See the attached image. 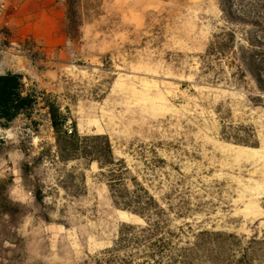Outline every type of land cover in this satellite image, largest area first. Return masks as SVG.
Listing matches in <instances>:
<instances>
[{
    "label": "rangeland",
    "instance_id": "obj_1",
    "mask_svg": "<svg viewBox=\"0 0 264 264\" xmlns=\"http://www.w3.org/2000/svg\"><path fill=\"white\" fill-rule=\"evenodd\" d=\"M78 2L71 40L66 0H0V75L36 97L0 128V264H107L120 224L143 223L113 204L106 169L59 161L48 103L62 131L108 137L122 188L153 197L181 245L204 241L197 264H264V93L205 56L223 28L246 46L244 29L217 0Z\"/></svg>",
    "mask_w": 264,
    "mask_h": 264
},
{
    "label": "trees",
    "instance_id": "obj_2",
    "mask_svg": "<svg viewBox=\"0 0 264 264\" xmlns=\"http://www.w3.org/2000/svg\"><path fill=\"white\" fill-rule=\"evenodd\" d=\"M224 21L244 29L241 39L236 40V31L225 28L214 35L205 56L216 59L231 58L230 65L236 67L243 78L249 74L257 90L264 93V0H217ZM64 28L73 40L78 36L82 23L78 0H66ZM261 50L252 52V50ZM22 76L13 72L0 75V128H8L18 115L30 116L36 104L33 91H25ZM51 127L56 133V150L60 162L83 160L89 165L97 163L106 169L107 187L113 204L119 211L137 216L145 224L122 222L117 237L110 248L104 251L107 264H197L199 251L204 241L181 245L180 237L168 229V220L160 204L143 188L128 192L122 188V175L126 171L122 160L115 161L111 144L105 135L79 136L76 132L67 135L62 128L67 117L55 103H48ZM247 147V146H245ZM82 181L84 176L81 175ZM68 190L67 187H64ZM141 193V194H140ZM34 198L41 203L39 192Z\"/></svg>",
    "mask_w": 264,
    "mask_h": 264
},
{
    "label": "built area",
    "instance_id": "obj_3",
    "mask_svg": "<svg viewBox=\"0 0 264 264\" xmlns=\"http://www.w3.org/2000/svg\"><path fill=\"white\" fill-rule=\"evenodd\" d=\"M0 7L2 8L3 6L1 5ZM65 132L67 133V135H71L72 134V130L71 129H65Z\"/></svg>",
    "mask_w": 264,
    "mask_h": 264
},
{
    "label": "bare ground",
    "instance_id": "obj_4",
    "mask_svg": "<svg viewBox=\"0 0 264 264\" xmlns=\"http://www.w3.org/2000/svg\"><path fill=\"white\" fill-rule=\"evenodd\" d=\"M19 69H21V70H25L26 69L27 71H29V69H27L25 65L19 66Z\"/></svg>",
    "mask_w": 264,
    "mask_h": 264
},
{
    "label": "water",
    "instance_id": "obj_5",
    "mask_svg": "<svg viewBox=\"0 0 264 264\" xmlns=\"http://www.w3.org/2000/svg\"><path fill=\"white\" fill-rule=\"evenodd\" d=\"M131 216H133V217H137V216H135V215H133V214H130ZM140 219V218H139ZM142 222H143V224H145V222L142 220V219H140Z\"/></svg>",
    "mask_w": 264,
    "mask_h": 264
}]
</instances>
